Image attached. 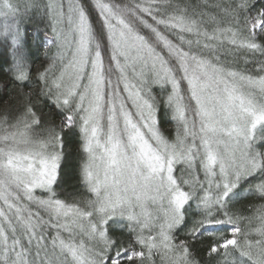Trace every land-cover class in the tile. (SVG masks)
<instances>
[{"label": "snow or ice", "instance_id": "snow-or-ice-1", "mask_svg": "<svg viewBox=\"0 0 264 264\" xmlns=\"http://www.w3.org/2000/svg\"><path fill=\"white\" fill-rule=\"evenodd\" d=\"M209 7L0 0L17 87L27 24L47 21L58 49L35 98L0 115V264H264V203L233 210L245 193L264 201V0H231L225 27ZM239 50L262 57L256 76L225 67ZM153 84L171 90L158 101ZM77 140L79 190L61 199Z\"/></svg>", "mask_w": 264, "mask_h": 264}, {"label": "trees", "instance_id": "trees-1", "mask_svg": "<svg viewBox=\"0 0 264 264\" xmlns=\"http://www.w3.org/2000/svg\"><path fill=\"white\" fill-rule=\"evenodd\" d=\"M41 4L47 3V0H40ZM117 3L120 0H116ZM128 2V0H125ZM187 3L201 4L202 0H185ZM231 0H208L209 9L207 11H212L218 18L222 20V27L227 26L229 23V17L225 15L223 8L229 7ZM220 4V8H211V5ZM41 12H43V7H41ZM39 17L37 16V19ZM47 21L44 23L32 22L25 26L26 32V50H27V63L28 70L30 72L31 81L25 82V85L17 87L15 83L12 82V56L11 49L6 48V46L0 45V115L5 111L11 114V116L18 115L21 109V96L23 93H32L35 98V94L39 89L43 87V84L37 82L36 77L38 72L44 71L48 68L50 64L55 61L57 55L56 44H48L47 39L52 38V33L49 28L46 27ZM47 38V39H46ZM222 61L225 67L233 68L238 71L245 72L247 74L256 76L257 72L254 70L258 67L256 61L262 59V57L257 54L252 56L251 54L245 53L243 50L236 51L232 55L222 56ZM59 75V64L52 69L49 73L50 79ZM185 85H181L183 92ZM171 90V86L167 85L161 87L160 85H152V93L156 95L159 101L162 97L166 96ZM254 93L256 96L260 95L259 89H255ZM126 95V94H124ZM186 96V94H185ZM187 102V100H185ZM41 110L45 114V121H55L59 123L60 115L58 110L48 101H44L41 104ZM39 114V113H38ZM189 115H191L189 113ZM178 124L176 121L171 120L168 117H164L162 121V131L165 136L169 139H174ZM43 129H36V132H42ZM2 132V130H0ZM34 138V137H33ZM78 143L73 144V155L70 160V166L68 171L71 173L70 176H65L62 187H57V192L61 199H69V193H73L79 190V165L81 163L82 154L78 151ZM264 203L254 196L244 194L241 198L234 203L233 210L243 213L244 215H250L251 213L248 209L251 205L255 204L259 206ZM198 258L202 261L204 260L203 246H201ZM156 264H160V260L156 259Z\"/></svg>", "mask_w": 264, "mask_h": 264}, {"label": "rangeland", "instance_id": "rangeland-1", "mask_svg": "<svg viewBox=\"0 0 264 264\" xmlns=\"http://www.w3.org/2000/svg\"><path fill=\"white\" fill-rule=\"evenodd\" d=\"M49 44V43H48ZM260 95H258L257 97H259Z\"/></svg>", "mask_w": 264, "mask_h": 264}]
</instances>
